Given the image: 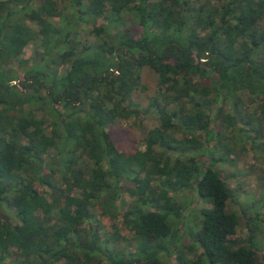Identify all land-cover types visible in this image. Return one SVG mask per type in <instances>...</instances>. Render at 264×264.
<instances>
[{
  "label": "trees",
  "instance_id": "1",
  "mask_svg": "<svg viewBox=\"0 0 264 264\" xmlns=\"http://www.w3.org/2000/svg\"><path fill=\"white\" fill-rule=\"evenodd\" d=\"M145 66L158 123L127 154L111 128L137 116ZM250 149L264 156V0H0V264H264V201L252 213L220 172ZM182 194L209 207L186 212Z\"/></svg>",
  "mask_w": 264,
  "mask_h": 264
},
{
  "label": "rangeland",
  "instance_id": "2",
  "mask_svg": "<svg viewBox=\"0 0 264 264\" xmlns=\"http://www.w3.org/2000/svg\"><path fill=\"white\" fill-rule=\"evenodd\" d=\"M65 5L68 7L69 3H65ZM69 11L70 8H68V12ZM51 21L56 26H63L65 24L63 23V19L58 17H53ZM102 23V18H99L96 21V24ZM127 25H129L128 21ZM30 26L37 28L34 24H30ZM90 27V24H87L77 30L82 31L81 38L83 40L86 39L90 41V43H96L97 40L93 34L85 33V31H88ZM40 52H42V46L39 39L32 40L26 44L24 47L23 57L27 60V65L22 67H18L17 65L8 66L9 75L13 79L14 77H17V79L13 81V84L17 85V81L22 78L23 72H25L28 67L32 66ZM64 70V67H60L57 71V76L63 75ZM140 75V82L145 88H138L135 90L131 94L129 101L130 105H135L137 109V116H132L127 120H121L118 124H115V126L111 128L112 137L116 143V147L118 150L127 154L133 153L136 149L143 150L144 145L142 144V140L144 136L149 129L153 128L158 123L157 107L154 102L155 98L159 99L157 74L150 67L145 66L141 69ZM18 86L22 87L20 85ZM57 105L58 108L62 110L59 104ZM44 107L47 108L46 106ZM35 113L38 118H44L45 125L49 127L50 117L52 116L44 109L36 111ZM176 137L178 139L183 138V135L181 133H177ZM22 141L25 140L23 139ZM261 153V151H256L254 149L243 151L236 157L234 155L229 157V159H233L231 165L226 164L220 166V172L222 175H230L228 183L239 204L243 207L249 206L252 213L255 211L260 212L264 201V156L258 160ZM249 165L253 166L250 168ZM56 177L59 178V175H56ZM124 197L127 201L130 200V198L125 194ZM180 200L182 202L181 206L186 205V207H188L186 212L199 213L202 208L209 207L208 203H198L197 198L189 197L183 194L180 196ZM94 213L96 220L99 221L98 228L100 232L106 230L119 231L125 237L124 243H120L119 247L128 246L131 251H134L137 248L138 242L133 237L132 233L124 228L120 216H118L117 219L101 216L98 214V209L95 210ZM191 219L192 216L187 218L188 221H191ZM244 232V228L238 225L235 228L233 236H242ZM258 239L259 246L262 248V252L264 254V233L263 238H260L259 236ZM7 264L12 263L11 261H8Z\"/></svg>",
  "mask_w": 264,
  "mask_h": 264
},
{
  "label": "flooded vegetation",
  "instance_id": "3",
  "mask_svg": "<svg viewBox=\"0 0 264 264\" xmlns=\"http://www.w3.org/2000/svg\"><path fill=\"white\" fill-rule=\"evenodd\" d=\"M127 53H128V52H126V54H127ZM102 75H104V73H102ZM109 75H110V74H109ZM34 81H35L34 79H28V82H27V83L33 85V84H34ZM41 82H42V81H38V82L36 83V86H37V87H40L39 84H40ZM42 85H43V84H42ZM49 90H50V89H49ZM47 94H48V93H47ZM62 95H63V93H61V94H59V95H55V96L53 97V98H56V99L58 98V99H59V101L57 102L58 104L61 103ZM64 97H65V96H64ZM66 98H67V97H66Z\"/></svg>",
  "mask_w": 264,
  "mask_h": 264
},
{
  "label": "water",
  "instance_id": "4",
  "mask_svg": "<svg viewBox=\"0 0 264 264\" xmlns=\"http://www.w3.org/2000/svg\"><path fill=\"white\" fill-rule=\"evenodd\" d=\"M113 72V71H112Z\"/></svg>",
  "mask_w": 264,
  "mask_h": 264
}]
</instances>
